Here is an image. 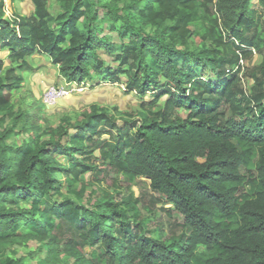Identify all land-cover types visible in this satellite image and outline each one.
I'll return each mask as SVG.
<instances>
[{
  "label": "trees",
  "instance_id": "1",
  "mask_svg": "<svg viewBox=\"0 0 264 264\" xmlns=\"http://www.w3.org/2000/svg\"><path fill=\"white\" fill-rule=\"evenodd\" d=\"M23 1L0 2V53L7 54L0 56V245L47 240L42 264H57L55 231L64 224L79 235L62 246L72 264H264V55L249 92L239 76L264 49V0H53L56 15L48 0H30L31 13L21 15L15 4ZM102 19L115 34L110 41ZM196 23L203 32L190 49ZM34 54L49 57L67 83L95 77L142 97L137 120L121 127L117 106L93 104L74 123L64 117L41 129L33 114L29 140L9 143L20 117L9 128L3 121ZM95 152L106 171L148 179L182 216L183 231L163 240L145 222H131V199L113 204L106 194L83 205L71 188L97 170ZM61 176L72 198L61 192Z\"/></svg>",
  "mask_w": 264,
  "mask_h": 264
},
{
  "label": "rangeland",
  "instance_id": "2",
  "mask_svg": "<svg viewBox=\"0 0 264 264\" xmlns=\"http://www.w3.org/2000/svg\"><path fill=\"white\" fill-rule=\"evenodd\" d=\"M2 0H0L1 2ZM106 2V0H101ZM4 4V2H3ZM6 4V3H5ZM4 4V5H5ZM16 10L22 15H29L31 13V2L30 0H24L23 2L15 4ZM48 7L53 15L58 13V6L53 0H48ZM100 18L104 15V9H98ZM10 13H8V17ZM7 17V14H5ZM98 26L103 29L104 35L107 36L108 40H112L115 37L114 33H110L107 30V22L103 19L98 23ZM192 36L189 39L187 46L190 49L199 47L200 36L202 34V27L199 23L193 24L191 26ZM262 38L264 39V28L262 33ZM6 53H0L1 57H4ZM264 55V49L257 53L254 52L252 58L245 63L243 73H240L241 83L243 87L249 92L252 81L250 80V74L254 72L256 67L260 64L261 58ZM6 65L11 66L9 62ZM14 66V65H13ZM24 73L21 76L24 77L23 85L18 91L12 92L13 102H12V112L5 115V120L3 121V128H9L12 120L15 117H20L17 127L15 129V135L9 139V143L15 144L16 146H21L29 140V134L34 131L37 126L31 125V115L39 117L38 125L41 129L55 128L60 119L67 117L72 123L81 119V113L90 105H97L98 107H104L111 109V107L117 106L118 112H113L116 116L118 124L122 127L128 119L137 120L136 114L140 112L139 105L142 103L143 99L139 96L124 95V88L121 85L104 84L94 77L91 81L82 82L81 84L67 83L61 84L56 82L52 88L56 94H61L62 92H68L69 97H78L85 92L90 93L93 90H102L104 87L113 89L110 91L112 93V100L101 101L98 99H93L89 104L82 105L81 102L75 105H60L59 103L52 102L51 105L43 103L44 95L46 90L40 94L39 98L30 96L27 94L29 85L31 83V76L33 72L23 70ZM204 79H211L212 75L205 69L203 71ZM125 77H121V83H124ZM98 83V84H96ZM96 84L94 87L93 85ZM51 87H48L50 89ZM77 89H81L78 93ZM82 93V94H81ZM63 97V96H62ZM61 98V97H60ZM150 99L147 95L145 99ZM112 104H109V103ZM32 103V104H31ZM29 104H31L29 106ZM82 105V106H81ZM163 102L160 101L156 106L150 108L156 111L163 107ZM179 114L184 117L183 111H178ZM127 113L130 116H126ZM28 115H30L28 117ZM25 125L30 132H19L21 128ZM47 139L43 136L41 140ZM107 139L102 137V140ZM98 157L97 152L94 153L92 161L98 165L97 170H93L90 173L83 174L80 179L84 185L75 184L71 190H77L82 194V204L86 206H92L94 203L101 201L106 198V194L111 196L110 202L113 204H121L125 199H131L134 209L128 212L130 221H135L136 223L145 222L148 229H156L158 234L163 240H167L173 235H179L182 229L183 218L172 206L168 204L164 198L156 192H153L149 187V180L145 178H136L132 182H128L123 176L115 175L111 171H106L104 164ZM57 163L62 167H67V162L64 158L54 156ZM61 183V192L68 198H72L73 195L68 191L67 184L65 182V176H61L59 179ZM56 201H60V198H56ZM57 233L60 242L55 246V251L57 252V264H72V259H68L62 251V246L64 243L71 239L79 240V235L76 231L71 229L69 226L61 224L59 229L55 231ZM86 253H89L87 248H84ZM47 256V240L35 241L28 240L23 241L16 239L15 241L6 242L0 245V261L5 258L20 259L22 264H42V261Z\"/></svg>",
  "mask_w": 264,
  "mask_h": 264
},
{
  "label": "crops",
  "instance_id": "3",
  "mask_svg": "<svg viewBox=\"0 0 264 264\" xmlns=\"http://www.w3.org/2000/svg\"><path fill=\"white\" fill-rule=\"evenodd\" d=\"M6 57L7 54L4 55L3 59H5ZM25 62L28 66V69L25 72H33L31 76V83L29 85L30 87L27 91L29 97L34 96L35 98H39L40 94L48 89V87L54 86L56 82H59L61 84H64L66 82V80L59 75L58 67L54 66L51 63L50 58L45 55L34 54L30 57L25 58ZM22 73H24V71L21 72V74ZM110 91H113V89L104 87L102 90H98L97 93H95V90H93L90 91V93L85 92L84 94H82V96L83 99L85 98L86 100L98 99L102 102L105 100L110 101L113 98Z\"/></svg>",
  "mask_w": 264,
  "mask_h": 264
},
{
  "label": "built area",
  "instance_id": "4",
  "mask_svg": "<svg viewBox=\"0 0 264 264\" xmlns=\"http://www.w3.org/2000/svg\"><path fill=\"white\" fill-rule=\"evenodd\" d=\"M5 14H7V17H8V11L5 10ZM77 92L80 93L81 89H77ZM62 96L67 97V96H69V93L68 92H62L61 94H56L54 89L51 87L50 89L46 90V93H45L44 99H43V103H45L47 105H51L52 102H55L60 97L62 98Z\"/></svg>",
  "mask_w": 264,
  "mask_h": 264
},
{
  "label": "water",
  "instance_id": "5",
  "mask_svg": "<svg viewBox=\"0 0 264 264\" xmlns=\"http://www.w3.org/2000/svg\"><path fill=\"white\" fill-rule=\"evenodd\" d=\"M97 91L98 90H95V93H97ZM55 102L59 103L60 105H75V104L80 103V102L82 105L87 104L85 101V98L83 99L82 95H80L78 97L67 96V97L58 98Z\"/></svg>",
  "mask_w": 264,
  "mask_h": 264
}]
</instances>
